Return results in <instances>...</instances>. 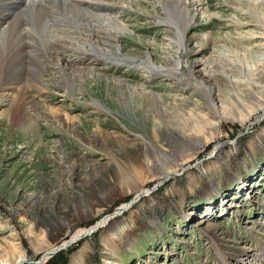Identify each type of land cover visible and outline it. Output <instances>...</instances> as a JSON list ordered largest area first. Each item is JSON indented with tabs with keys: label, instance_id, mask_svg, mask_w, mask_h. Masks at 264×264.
<instances>
[{
	"label": "rangeland",
	"instance_id": "374dc122",
	"mask_svg": "<svg viewBox=\"0 0 264 264\" xmlns=\"http://www.w3.org/2000/svg\"><path fill=\"white\" fill-rule=\"evenodd\" d=\"M203 1L207 12L190 23L178 56L185 72L199 56L215 65L214 82L195 80L213 88L224 107L219 113L200 89L106 61L85 65L97 74L85 76L72 97L52 82L51 75L64 77L53 59L47 71L24 64L19 78L7 80L11 89L0 91V264L44 262L75 230L132 199L127 210L68 243L75 249L67 264H264V64L256 58L263 30L255 28L245 0ZM107 2L129 27L119 36L126 55L150 54L170 66L171 52L178 60L177 46L168 42L172 30L151 16L153 6L162 13L155 0ZM235 23L255 34L239 42ZM29 71L49 86L45 93L31 91L40 84ZM116 76L126 82L118 84ZM142 83L152 98L139 94ZM16 97L25 102V121L14 120L17 102L4 103ZM92 99L109 110L83 105ZM217 143L219 153L210 155ZM169 171L176 174L165 177ZM139 187L151 194L134 199ZM121 224L115 238L112 229Z\"/></svg>",
	"mask_w": 264,
	"mask_h": 264
},
{
	"label": "bare ground",
	"instance_id": "6f19581e",
	"mask_svg": "<svg viewBox=\"0 0 264 264\" xmlns=\"http://www.w3.org/2000/svg\"><path fill=\"white\" fill-rule=\"evenodd\" d=\"M73 1L75 0H0V12H9L0 15V91L2 89L4 90V88L11 89V85L7 84V80L11 81V77L12 79L14 78V80H16L15 78L17 77L19 78L20 72L23 71L24 64H32L37 73H41L40 70L43 68L46 71L48 70L47 59H53V63L57 69L61 68L62 74L64 72V77L60 74L59 76H61V78L58 79L51 75L52 82L55 86H60L63 93L65 92L68 96L72 97V93L75 95L74 91L80 89V87H84L85 76L90 75L92 77L97 74L95 68H90L89 66L86 67L85 65L89 62L90 64H93L95 62L106 61L116 66L126 65L133 70L145 71L146 78L151 77L153 74L168 77L181 89H188L191 86L195 87L197 90L200 89L205 93V96L208 97V107L215 114L219 113V110L224 108L220 102L221 100H218L220 99L218 98V95L212 92L213 88L207 86L200 80H195L200 76L205 79V81L214 82L213 78L217 74L215 70L212 69L215 66L214 64L210 65L208 60L202 59V57L199 56L194 62V66L187 72L180 69L181 62L178 54L180 48L186 47L185 43L188 41V39H186L187 29L190 23L192 24L196 15L199 14L200 16H203L207 12V7L204 6L203 0H155L162 13H158L157 7L153 6L152 11H154L155 15L151 16L156 19L158 24L169 26V30H172L173 35L168 37V42L177 46L175 54L177 55L178 60L175 59L171 52H167V55L165 56L166 60L171 62L170 66L168 64L164 65L162 62H155L150 54L146 57H135L126 55V53L122 51V47L119 43L121 38H119V36H123V34L125 36L130 30L129 27H127V23L121 21L122 19H118L115 14L116 10H114V8L116 7L114 4L108 3L107 0H82V4L78 5ZM245 1L248 4V13L257 21L255 28L262 29L263 31H261V33L264 37V0ZM91 3L93 6L97 7L94 9L95 11L90 8ZM130 3H132V1H130ZM194 3L195 9L193 7L190 8ZM22 10L25 13V17L20 15ZM57 10L60 14L57 13L58 15L55 16ZM60 17L69 20L70 25L60 21ZM235 25L237 32H241L239 34V42H241L242 38H245L244 34L249 36L255 34L253 32L243 33V31H241L242 24L235 23ZM68 37H72L73 40L66 42L65 39H68ZM196 43H198L199 46L201 45L198 41ZM259 49L261 52L259 56L256 55V58L264 64V42L260 44ZM63 50H65V54L62 52ZM72 50L79 55L70 57ZM217 53L218 52L216 51V54ZM252 53L251 55H253ZM217 60L219 59L217 58ZM43 61H45V63ZM3 64H7V69H4L6 68L4 67L5 65L3 66L4 68L2 67ZM77 64H82V66ZM50 66L51 65H49V67ZM221 70L222 72H228L230 68L227 69L221 65ZM29 73L31 74V81L40 84L39 88L36 86L35 89H31V91L43 94L46 89H49V86L45 84L37 74L35 76L31 71H29ZM47 73L50 74L49 72ZM114 79L118 84L126 82L121 76H116ZM136 89L139 94H142V97L143 94H147V97L149 96L151 98L153 96V94L147 90L144 83L140 84ZM20 91L23 92V90ZM18 99L19 98L15 100L13 98L12 103L8 101L4 103L10 107L16 102L18 103L19 107L17 112L18 114L20 113L19 116L17 117L16 114H14L15 117L12 113H9V110L8 115L10 120L12 119L11 117L14 116L15 121L21 122V119L24 121L25 119L27 120V114L23 112L26 111L24 110L26 108H23L25 102H23L22 99ZM154 99L160 105V98L155 97ZM1 102L2 101H0V103ZM218 102H220V104H218ZM83 105H89L98 109V112H107L109 110L99 99H92L91 102L85 101ZM161 108L163 107L160 105V110L163 112L164 109ZM161 114L163 115V113ZM258 118L259 115L257 116V119ZM222 145V143L215 144L211 149L210 155L214 156L218 154ZM175 174L174 171H169L165 177ZM151 190V188H137L134 192V199H137L141 195H150ZM134 201L132 199L130 202L118 206L114 213L95 221L94 225H91L88 228H79L75 230L74 233L69 236V240H63L60 244L65 243V247H67L68 243L77 240V238L89 235L92 230L103 226L105 222H109V219L112 216L117 215V213L121 211L124 212L127 210ZM121 228L122 224L119 225V227L117 226L116 229H112V236L117 238ZM211 234H213V232H211ZM53 251L55 252V250ZM22 260L23 259L20 258L17 262L20 263ZM124 261H126V259ZM2 264L11 263L3 262Z\"/></svg>",
	"mask_w": 264,
	"mask_h": 264
},
{
	"label": "trees",
	"instance_id": "16d2710c",
	"mask_svg": "<svg viewBox=\"0 0 264 264\" xmlns=\"http://www.w3.org/2000/svg\"><path fill=\"white\" fill-rule=\"evenodd\" d=\"M74 249V247H67L63 250L52 252L44 262L36 264H67V258Z\"/></svg>",
	"mask_w": 264,
	"mask_h": 264
},
{
	"label": "water",
	"instance_id": "95a60500",
	"mask_svg": "<svg viewBox=\"0 0 264 264\" xmlns=\"http://www.w3.org/2000/svg\"><path fill=\"white\" fill-rule=\"evenodd\" d=\"M66 245H65V243H63V244H57L55 247H53L52 248V250L51 251H53V250H59V249H62L63 247H65Z\"/></svg>",
	"mask_w": 264,
	"mask_h": 264
}]
</instances>
